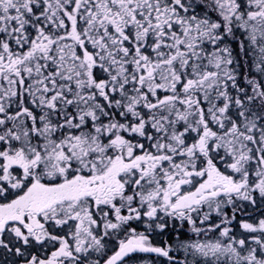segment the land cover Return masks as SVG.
Here are the masks:
<instances>
[{
  "label": "snow or ice",
  "instance_id": "6c2138e0",
  "mask_svg": "<svg viewBox=\"0 0 264 264\" xmlns=\"http://www.w3.org/2000/svg\"><path fill=\"white\" fill-rule=\"evenodd\" d=\"M0 264H264V0H0Z\"/></svg>",
  "mask_w": 264,
  "mask_h": 264
}]
</instances>
